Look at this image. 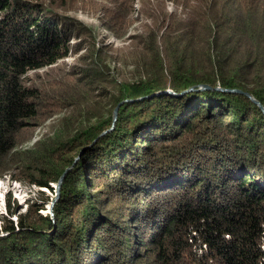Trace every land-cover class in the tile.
I'll use <instances>...</instances> for the list:
<instances>
[{
    "label": "trees",
    "instance_id": "16d2710c",
    "mask_svg": "<svg viewBox=\"0 0 264 264\" xmlns=\"http://www.w3.org/2000/svg\"><path fill=\"white\" fill-rule=\"evenodd\" d=\"M97 1L0 0V175L54 191L69 169L53 215L5 221L0 264H264V112L245 94L264 106V0H141L153 23L113 58L122 80L97 25L61 9L123 37L131 0Z\"/></svg>",
    "mask_w": 264,
    "mask_h": 264
},
{
    "label": "rangeland",
    "instance_id": "374dc122",
    "mask_svg": "<svg viewBox=\"0 0 264 264\" xmlns=\"http://www.w3.org/2000/svg\"><path fill=\"white\" fill-rule=\"evenodd\" d=\"M98 4H103L113 8L115 5L112 1H97ZM130 9L132 10L129 16V24L126 29V34L118 38L114 32H112L106 25L103 20L105 12L95 11L93 6L89 5L87 7L79 9H70L66 10L61 8L62 11L69 15L76 17L78 20H81L88 24H96L98 28L99 36L97 37V44L100 47L111 46L107 50L109 59L108 64L110 65V75L117 77L119 80L123 78H132L130 72L134 70L132 65H125L123 62L117 61L113 58L120 57V55L126 53V49H123L130 45V37L134 34L142 33L145 30V25H151L153 21L151 18L146 17L141 13L142 3L141 0H131L129 4ZM166 10L169 13H175L182 9V6L179 5V0H166L165 1ZM66 10V11H65ZM162 33V31L160 32ZM113 48V49H110ZM117 49H123L122 53L117 52ZM79 55H70L68 58L62 60L60 64L68 67L76 60ZM130 63V62H129ZM170 91V92H169ZM170 94L173 96H181L182 94H177L171 90H166L158 94ZM97 95H100L97 94ZM65 113V112H64ZM58 114L54 117L44 121L39 126H36L33 130L29 131L26 135L27 140L21 143L20 149H30L33 148L34 144L41 140L43 137L48 135L51 130V125H53L60 117L64 115ZM25 137V138H26ZM17 175L12 171L6 172L3 175H0V229L7 220H12L15 225L17 224L21 214H26L30 206L43 205L44 210L40 211L43 215L51 214V202L55 198V187L56 183H52L51 186L54 188V191H51L48 188H40L36 185L29 184L21 178H17Z\"/></svg>",
    "mask_w": 264,
    "mask_h": 264
},
{
    "label": "water",
    "instance_id": "95a60500",
    "mask_svg": "<svg viewBox=\"0 0 264 264\" xmlns=\"http://www.w3.org/2000/svg\"><path fill=\"white\" fill-rule=\"evenodd\" d=\"M201 88H209V86H207V85H201ZM193 89V88H192ZM192 89H190V90H192ZM230 91H233V92H242L241 90H238V89H232V90H230ZM170 92V91H169ZM248 97H250L251 99H252V101L255 103V104H257L259 107H260V109L264 112V106L258 101V100H256L254 97H252L249 93H245ZM122 103L123 102H121V103H119V105L115 108V110H114V117L116 118L117 117V114H118V110H119V107L122 105ZM85 152V149H83L82 151H81V153L79 154V156H78V158L81 156V154H83ZM77 158V159H78ZM76 159V160H77ZM68 170L69 169H67L66 171H65V173L60 177V179H59V181L56 183V187H55V198H54V200L51 202V215H53V207H54V204L56 203V201L59 199V197H60V192H61V185H62V183H63V180H64V178H65V175H66V173L68 172Z\"/></svg>",
    "mask_w": 264,
    "mask_h": 264
},
{
    "label": "bare ground",
    "instance_id": "6f19581e",
    "mask_svg": "<svg viewBox=\"0 0 264 264\" xmlns=\"http://www.w3.org/2000/svg\"><path fill=\"white\" fill-rule=\"evenodd\" d=\"M1 184V183H0Z\"/></svg>",
    "mask_w": 264,
    "mask_h": 264
}]
</instances>
